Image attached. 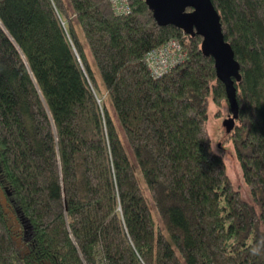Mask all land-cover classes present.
Here are the masks:
<instances>
[{"label":"trees","instance_id":"trees-1","mask_svg":"<svg viewBox=\"0 0 264 264\" xmlns=\"http://www.w3.org/2000/svg\"><path fill=\"white\" fill-rule=\"evenodd\" d=\"M211 1L248 198L211 146L227 99L199 36L145 0H0V264H264V0ZM170 39L186 56L155 76Z\"/></svg>","mask_w":264,"mask_h":264},{"label":"water","instance_id":"water-1","mask_svg":"<svg viewBox=\"0 0 264 264\" xmlns=\"http://www.w3.org/2000/svg\"><path fill=\"white\" fill-rule=\"evenodd\" d=\"M158 26H173L184 34L201 38V51L213 59L216 77L225 87L229 108L222 119L225 133H230L238 119L234 82L241 79L240 66L231 45L225 40L220 15L211 0H145ZM189 9V10H188ZM2 204L5 199L2 197Z\"/></svg>","mask_w":264,"mask_h":264},{"label":"rangeland","instance_id":"rangeland-1","mask_svg":"<svg viewBox=\"0 0 264 264\" xmlns=\"http://www.w3.org/2000/svg\"><path fill=\"white\" fill-rule=\"evenodd\" d=\"M87 54L88 57L90 58V62H92L91 61L92 56L91 53L89 52V49ZM209 102L210 103L208 104V110H207L208 118H207L206 126L211 139L212 149L221 155L226 166L227 174L231 179L233 185L241 191L244 197L248 198V188L246 187L244 180L242 178L240 164L235 156L233 145L229 141L228 135L225 133V130L222 126V119L225 118L229 113L228 105L222 104L218 112V108L212 103L211 99H209ZM107 106L109 111L114 114L108 102H107ZM120 135L122 140L125 142L127 146L126 139L122 130H120ZM156 221L158 225H160L157 218Z\"/></svg>","mask_w":264,"mask_h":264},{"label":"built area","instance_id":"built-area-1","mask_svg":"<svg viewBox=\"0 0 264 264\" xmlns=\"http://www.w3.org/2000/svg\"><path fill=\"white\" fill-rule=\"evenodd\" d=\"M116 14L127 13L130 10L129 0H109ZM186 56L185 50L177 39H170L161 46L146 53L145 59L153 75L165 73Z\"/></svg>","mask_w":264,"mask_h":264}]
</instances>
